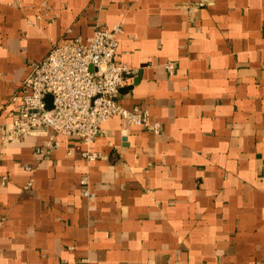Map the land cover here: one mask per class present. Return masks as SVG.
Returning <instances> with one entry per match:
<instances>
[{
	"label": "crops",
	"instance_id": "obj_1",
	"mask_svg": "<svg viewBox=\"0 0 264 264\" xmlns=\"http://www.w3.org/2000/svg\"><path fill=\"white\" fill-rule=\"evenodd\" d=\"M198 1L0 0V264H264V0ZM114 25L117 102L158 132L5 143L33 64Z\"/></svg>",
	"mask_w": 264,
	"mask_h": 264
},
{
	"label": "built area",
	"instance_id": "obj_2",
	"mask_svg": "<svg viewBox=\"0 0 264 264\" xmlns=\"http://www.w3.org/2000/svg\"><path fill=\"white\" fill-rule=\"evenodd\" d=\"M208 0H199L203 7ZM119 25L110 29L97 27L92 39L84 44L80 39L52 45L47 56L33 64L30 75L23 81L13 97L17 103L12 125L4 133L5 143L19 142L24 135L43 133L47 140L43 149H57L58 135L77 139L90 147L100 134L102 126L113 117H121L127 124L136 125L157 133L159 124L148 122V115L137 107L128 110L117 102L120 90L132 85L134 72L116 62ZM169 74L174 64L165 65ZM52 98L51 108H46L45 98ZM88 161L96 159L93 152H84ZM30 172V166L24 167ZM7 179H0L2 186ZM83 197H90L87 179L80 180ZM32 185L30 180L25 188Z\"/></svg>",
	"mask_w": 264,
	"mask_h": 264
},
{
	"label": "water",
	"instance_id": "obj_3",
	"mask_svg": "<svg viewBox=\"0 0 264 264\" xmlns=\"http://www.w3.org/2000/svg\"><path fill=\"white\" fill-rule=\"evenodd\" d=\"M51 101H52V98L50 96H47L45 98V103H46V108L47 109H50L51 108Z\"/></svg>",
	"mask_w": 264,
	"mask_h": 264
}]
</instances>
